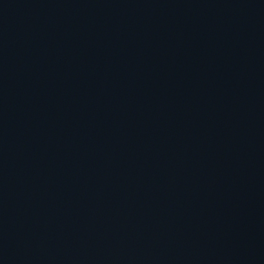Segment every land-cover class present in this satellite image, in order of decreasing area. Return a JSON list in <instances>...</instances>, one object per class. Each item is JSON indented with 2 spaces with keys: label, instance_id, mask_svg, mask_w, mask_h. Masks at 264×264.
<instances>
[{
  "label": "water",
  "instance_id": "95a60500",
  "mask_svg": "<svg viewBox=\"0 0 264 264\" xmlns=\"http://www.w3.org/2000/svg\"><path fill=\"white\" fill-rule=\"evenodd\" d=\"M0 264H264V0H0Z\"/></svg>",
  "mask_w": 264,
  "mask_h": 264
}]
</instances>
